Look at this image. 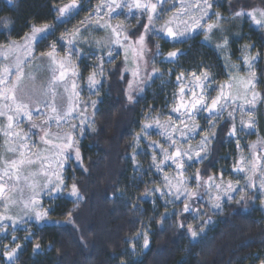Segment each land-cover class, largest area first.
Returning <instances> with one entry per match:
<instances>
[{
	"label": "trees",
	"instance_id": "16d2710c",
	"mask_svg": "<svg viewBox=\"0 0 264 264\" xmlns=\"http://www.w3.org/2000/svg\"><path fill=\"white\" fill-rule=\"evenodd\" d=\"M99 1L77 0L79 8L65 20L59 17L57 7L71 0H0V46L21 41L33 25H50L47 38L31 53L33 61L39 60L40 53L51 50L50 45L64 47L61 37L66 40V34L91 15ZM210 2L214 12L210 18L220 19L215 15L219 13L223 17L220 22L226 23L224 30L208 32L203 29L206 21L200 30L191 27L182 39H169L154 31L153 23L146 34L152 53L150 74L131 94L127 92L130 76L124 71L122 55L107 57L106 49L83 54L77 69L82 112L87 116L83 123H76V146L82 164L74 156L70 158L66 189L45 199L43 209L51 210L47 217L50 222H29L0 230V264H9L2 254L5 246L13 249L15 244L21 248L11 264H264V198L257 178H244L234 194L221 201L215 199L219 184L230 188L241 173L238 166L242 153L234 142L241 134L236 129V134L230 135L233 118L229 113L218 107L212 113L204 110L220 95L222 85L254 72L261 98L255 108L256 124L247 141L264 140V28L245 15H233L240 10L264 8V0ZM170 4L168 0L157 2L159 14L154 13V21L159 16L170 18ZM148 14L145 10L139 15L121 16L131 39L144 32ZM224 38L227 46L218 47ZM249 45L254 47L249 49ZM172 51L180 55L169 60ZM252 56L257 59L248 68L245 60ZM205 71L208 79L203 78ZM193 72L201 78L197 80ZM94 73L99 83L90 85L89 77ZM181 73L184 77L178 81ZM205 89L211 96L203 98L204 107L197 105L189 120L197 126L202 123L200 118L209 120L205 128L201 127L205 136L215 133L207 143V153L183 169L170 160L162 164L161 148L170 154L175 150L167 143L161 125L177 114H185L181 104L190 109L205 96ZM92 101H98L95 108ZM176 108L180 111H173ZM81 127L85 129L83 135ZM249 148L246 146L245 151ZM173 179L181 183L182 190L195 195L176 199L175 195L161 196L153 191L159 188L169 192ZM73 184L82 199L69 195ZM217 203L219 208L215 207ZM185 204L190 211H184ZM189 226L197 231L196 238L191 236ZM141 232L148 235V247H144L142 236L137 237ZM13 236L17 238L15 243ZM36 244L39 249H35Z\"/></svg>",
	"mask_w": 264,
	"mask_h": 264
},
{
	"label": "rangeland",
	"instance_id": "374dc122",
	"mask_svg": "<svg viewBox=\"0 0 264 264\" xmlns=\"http://www.w3.org/2000/svg\"><path fill=\"white\" fill-rule=\"evenodd\" d=\"M146 1L140 0V3L142 5L145 3L156 4L157 11V2L165 0H157L155 3L151 0H149L150 2ZM168 1L171 3L167 9L171 13L169 14L170 18L159 16L160 18L157 17L155 21L153 19V30L159 33L160 36L169 38L164 28L167 22H170L168 26L172 27L174 31L185 32V35L191 27L200 30L199 28L206 21L208 22L203 25V29L207 28L208 24L216 25L211 33L225 28L226 23L220 22V19L215 21V17L210 18V14H214V12L211 13V10L208 11L207 16L204 15L203 0ZM116 2L121 7L109 13L108 7L112 5V0H100L95 11L76 27L81 31L78 34L75 33L76 29L68 32L66 40H61L60 43L64 47L57 44L52 57L45 56L33 61L31 58L33 49H24V39L15 41L19 47L11 51L8 50V47L0 48V79L6 82L0 85V92L10 94L8 89L16 81V66L19 62L24 68L25 75L22 81L24 86L28 89L32 87L38 90L42 89L45 93L37 102L36 100H29L27 96L17 92L18 102L22 101L28 105L19 113L16 112L15 105L11 101L0 99V112L4 113V115H0V185L4 189L3 192H0V223L6 225V229L36 222L34 213L26 211L24 205L35 199L42 206L37 210H43L46 198L54 197L66 189V170L70 164V158L75 157L77 149L76 133L78 126L73 129L72 125H78L76 123L84 121L87 116L86 113L83 115L84 111L82 112V86L79 83L77 69L83 54L87 53L88 50H98L99 53H103L106 49L105 55L107 57L109 52L112 53V58L119 54L122 55L125 61L124 71L130 76L128 94L133 93L138 88L139 82L150 74V57L152 53L147 41L145 40L144 46H140L137 43L138 38L136 40L131 39L128 36V26L124 25L121 17L128 13L139 15L145 9L142 7L136 8L135 0H116ZM253 10L257 13V19H262L259 12L264 8L258 7ZM156 11L154 13L159 14ZM154 13L152 14L154 15ZM156 15L153 17L155 18ZM196 20H200L199 27L194 24ZM252 22L264 28V23L258 25L253 20ZM117 26L119 27L117 28ZM113 28H117L120 33L119 37L112 31ZM125 36H127V39H125ZM184 36L178 38L182 39ZM117 39H119V43H116ZM69 40L72 41L71 44L68 43ZM10 43L2 46H8ZM233 68L235 69V67ZM61 72L64 73L63 79H60ZM29 77H35V80H30ZM250 77L251 73L247 76H239L222 88L225 95L231 94L234 97V102H230L229 106L223 109L218 106V109L227 113L232 112L233 125L241 134L234 142L238 143V151L242 153V158L238 166L241 173L237 180L232 182V186L227 188L226 184L221 183L215 190L216 197L220 196L219 201L227 199L230 194H234L239 188L240 180L247 177L250 179L252 176L257 178L261 195L264 198V188H261V185L264 184V140H259L256 143L247 141L252 128L256 124L255 108L261 98L255 74L256 86L253 91L257 94V99L254 106L248 103L252 100L253 91H247V86L241 82ZM228 85H232V87L229 88ZM204 95L205 100L207 96H211L206 89ZM220 104L223 105L224 100H221ZM53 106L58 108L61 115L59 120H57L58 113L51 110ZM69 109H71L70 114H66ZM26 113L31 114V119ZM9 115L13 116L11 122L8 120ZM198 115L200 116V114ZM200 119L202 123L197 126L182 113L177 114L170 121H166L161 125L170 147L169 137L171 136L176 140V147H179L182 151H190L191 160L187 156L182 157L186 166L193 165L194 160L204 156L209 148L203 139L205 130L201 128H205L209 120L204 117ZM250 121L251 127L247 126ZM9 123L12 124L11 128L8 127ZM185 125L189 128L195 126V128L193 131H187ZM181 131L184 132V135H181ZM67 132L72 133L75 143L72 149H64L61 152L55 145L63 144L65 141L62 138L58 139L57 133ZM45 133H50V135L45 136ZM246 146H250L247 151H245ZM172 148L175 150L174 147ZM197 152L200 154L199 157L196 156ZM69 155L70 158L65 159ZM21 161H24V163H21ZM13 162H15V165H13ZM57 184H60L59 191L51 195L46 194L49 188ZM169 185L172 186L171 189H169ZM169 185V191L173 192H175L176 187L182 188L181 183L178 184V181L174 179L169 182ZM3 217H11L12 219L4 220ZM13 221H15V224H13ZM46 221L50 222L51 220L47 218L45 221L37 223L43 224Z\"/></svg>",
	"mask_w": 264,
	"mask_h": 264
},
{
	"label": "snow or ice",
	"instance_id": "6c2138e0",
	"mask_svg": "<svg viewBox=\"0 0 264 264\" xmlns=\"http://www.w3.org/2000/svg\"><path fill=\"white\" fill-rule=\"evenodd\" d=\"M7 2L8 3H12V0H7ZM203 5H204V15L207 16L208 15V11L212 9L213 4H212V2H210V0H203ZM119 7H121V5L119 3H117L116 0H112V5H110L108 7V12L111 13L116 8H119ZM135 7L136 8H141L142 7L146 11H149V14L147 16L148 23L143 26L144 27V32L139 35L138 40H137V43L140 46H144L145 45V40H146V34L149 32V30L152 29V24H153V19H154L152 13H154L156 11V4L145 3V4L142 5L140 3V0H135ZM78 8H79V4H78L77 0H71L70 3L65 4L63 6H60V7H57V12L59 13V17L60 18H65V20H66L67 18H70L72 13H73V11L77 10ZM98 12H99V10H98ZM215 15H217L220 19H223V17L219 13H215ZM233 15H234V17H240V16H243V15H247L258 25L264 23V10H261L259 12V15H260V17L262 19H257V13H256L255 10L250 11V12H245L243 10H240V11L235 12ZM201 19H203V17H201ZM169 23L170 22H167L164 25V28L166 30V35L169 38L177 39L178 37L184 36L186 34L185 32L174 31L172 27L168 26ZM194 24H195L196 27H199L200 26V20H196L194 22ZM118 27L119 26H117V28ZM214 27H216V25L208 24L207 25L208 32H211ZM50 28H51V26L47 25V24H45L42 27H37L35 25L31 26L30 33L26 34L23 37V39L25 41V43L23 45L24 49L25 50L34 49V47L42 39H46L47 38L46 34L49 32ZM117 28H113L112 31L114 33H116L117 37H119L120 33L117 30ZM80 31L81 30L79 28H77L75 30V33L78 34ZM125 39H127V36H125ZM61 40H63V37H61ZM68 43L71 44L72 41L69 40ZM116 43H119V39H117ZM227 43H228L227 38H224L223 43L221 45H218V47H221V48L226 47ZM2 47H8V50L11 51V50L16 49L17 47H19V45H17V43L15 41H12L10 43V45H8V46H0V48H2ZM55 47H56L55 44L50 45L49 48L51 50L48 51V52L40 53L41 58H43L45 56L52 57L53 51L55 50ZM157 47H159V46H157ZM247 47L249 49H251L252 47H254V45H249ZM108 55H109V57H111L112 53L109 52ZM178 55H180L179 51H172V52L168 53L167 58L169 60H172V59L178 57ZM256 59H257V57L252 56L249 59L245 60V64H247L249 66V68H251L252 61H254ZM6 71H8V70L6 69ZM154 71H156V70L154 69ZM15 74H16V81L14 83H12V87L10 89H8V93H10V94H6L4 92H0V99H3L5 101H11V103L13 105H15L16 112L19 113V112H22L25 108H27L28 105L26 103H23L22 101L18 102V98H17V95H16L17 92H20L22 95L27 96L29 100H36L37 102L39 101L41 96L45 95V93H44V91L42 89L38 90L35 87H32L31 89H28V88H26L24 86V84L22 83V81L24 79V75H25L24 74V68H23V65L20 64L19 62L17 63L16 73ZM191 75L193 77H195L197 80H199L201 78V77L197 76V74L195 72L191 73ZM183 77H184V73H181L179 76H177V80L180 81ZM63 78H64V73L61 72L60 73V79H63ZM203 78L204 79H208L207 71H205L203 73ZM29 79L34 81L35 77H29ZM89 81H90V85H94V84H98L99 83V81H97L95 79V73L92 76L89 77ZM9 82L11 83V81H9ZM5 83H6L5 80L0 79V85H3ZM241 83L247 86V91H253V89L256 86L255 73L253 72L249 79L244 80ZM223 87L224 86L222 85L221 88H223ZM228 87L231 88L232 85H228ZM181 92L182 93L184 92L183 88H181ZM128 99H129V101L132 100L131 95L128 96ZM256 99H257V94L253 91L252 100L249 101L248 103L250 105L254 106V102H255ZM221 100H224V104L223 105L220 104ZM230 102H234V97L231 94L225 95L223 93V91H222L221 95L219 97L211 99V104L207 108H205L204 110L208 111L209 113H212L218 106L221 109H223L225 107H228ZM97 103H98V101H92L91 102L92 107L95 108ZM197 105H200L202 108L204 107V105H203V96H201L200 99H197L195 103L190 105V109L191 110L189 109V106L181 104V107H183L185 109V116L188 119H192L194 117L195 110L197 109ZM51 110L54 113H58L57 114V120H59L61 118V115L58 112V108L56 106H53ZM173 111L179 112L180 108L173 109ZM233 111H234V109H233ZM70 112H71V109H69V112L66 113V114H70ZM0 115H4V113L0 112ZM26 115H28L29 119H31V114L30 113H26ZM229 117H232V112H229ZM8 120L11 122L13 120V116L9 115L8 116ZM82 123H83V121H82ZM247 126L251 127V121L249 122V124ZM8 127L11 128L12 124L9 123ZM76 127H77V125H72L73 129H75ZM145 127H149V126L146 125ZM210 127L214 128L215 124L210 125ZM185 128L187 129V131H193L195 126H193L192 128H189L187 125H185ZM177 130L180 131L179 129H177ZM84 131H85V129L81 128L80 129V134L83 135ZM235 134H236V128L233 125L230 135H235ZM48 135H50V133H45V136H48ZM181 135H184L183 131H181ZM214 136H215V133H212L210 136H205L203 138L204 139V143L205 144L208 143L212 138H214ZM57 138L58 139L62 138L65 141V143H63V144L55 145V147L58 150H60L61 152H63L64 149H72L73 148V145H74L75 141L72 138V133L71 132L57 133ZM25 139H27V137H25ZM136 139H137V141H139V139H140L139 134L137 135ZM169 140L171 141V147H174L175 151L170 154L167 149L161 148V151L164 153V159H163V161H161V163L163 164V163H165V162L170 160L173 164L176 165L177 168L183 169L184 168V161H183L182 157L187 156L188 159L191 160L192 156L190 155V151H182L179 147H176V140L174 138H172L171 136L169 137ZM154 143L155 142H153V144ZM202 147H203V145H202ZM199 155H200L199 152H197L196 156L199 157ZM68 158H70V155L65 157V159H68ZM75 159H76L77 162L82 164V159H81L80 151H79L78 148L75 151ZM155 159H156V157L154 156L153 157V161L154 162H155ZM21 163H24V161H21ZM29 163H31V161H29ZM13 165H15V162H13ZM85 171H86V169H85ZM196 179H197V181H199V173H197ZM179 183L180 182L178 181V184ZM45 187H46V185H45ZM65 187H66V185H65ZM171 187L172 186L169 185V189H171ZM261 188H264V184L261 185ZM59 189H60V184L54 185L53 187L48 189V193H46V194L51 195V194L59 191ZM3 190H4L3 186L0 185V192H3ZM153 191L154 192H159L161 196H164V195H175L176 199H179L181 195H185L186 197H190V196L195 195L194 193H188V192H186V190H182L181 187H176L175 192L169 191V192L165 193L164 191H162L159 188H156ZM69 195L72 196V197H76L77 200L82 199V197L80 196V193H79V189H78V187L75 184L72 185ZM215 199L217 201H219L220 200V196L218 195ZM229 199H231V197H229ZM33 205H35V207H33ZM215 207L219 208L220 207L219 203L215 204ZM24 208H25L26 211H31L32 213H34V217H35L36 222L45 221L47 219L48 215H49V212L51 211L50 209L37 210V208H42V206L39 205L38 202L35 199L31 200L28 204H25ZM184 211L185 212L190 211V207H189L188 204H185ZM68 215H69V217H71V212H69ZM3 219L4 220H11L12 218L11 217H3ZM68 222L72 223L73 221L70 219ZM13 224H15V221H13ZM181 227H183V225H181ZM5 228H6V225H4L3 223H0V230H3ZM188 230H189V232H190V234H191V236L193 238L197 237V235H198L197 231L194 230L193 228H191V226H189ZM201 231H203V229H201ZM29 235L31 236L32 234L29 233ZM141 236L143 237V240H144V247H148L149 240H148L147 233L146 232L137 233V237H141ZM27 238L28 237H26V239ZM16 239L17 238L15 236L12 237L13 243H15ZM34 247H35V249H39L40 245L36 244ZM20 248H21L20 244H15V248H13V249H8V247L5 246V252L2 254L3 258H6V260L9 262V264H11V262L16 257L17 250H19ZM133 249H134V244H133ZM121 264H125V262L121 261Z\"/></svg>",
	"mask_w": 264,
	"mask_h": 264
}]
</instances>
